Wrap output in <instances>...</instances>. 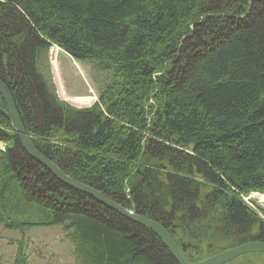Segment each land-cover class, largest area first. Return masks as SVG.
I'll return each mask as SVG.
<instances>
[{
    "label": "trees",
    "instance_id": "16d2710c",
    "mask_svg": "<svg viewBox=\"0 0 264 264\" xmlns=\"http://www.w3.org/2000/svg\"><path fill=\"white\" fill-rule=\"evenodd\" d=\"M52 46L104 75L93 106L58 97ZM0 78L48 159L161 223L187 260L264 242V208L244 200L264 194V0H0ZM0 144L5 229L60 227L77 264H178L33 160L2 112ZM250 255L227 264H264Z\"/></svg>",
    "mask_w": 264,
    "mask_h": 264
},
{
    "label": "rangeland",
    "instance_id": "374dc122",
    "mask_svg": "<svg viewBox=\"0 0 264 264\" xmlns=\"http://www.w3.org/2000/svg\"><path fill=\"white\" fill-rule=\"evenodd\" d=\"M45 63L61 100L76 108L91 107L98 102L100 78L104 75L91 63L74 60L57 46L49 49ZM244 200L252 208H264V194L251 193ZM73 251V245L60 227L19 232L0 225V264H17L18 253L21 264H77ZM245 259L264 261L261 255H250Z\"/></svg>",
    "mask_w": 264,
    "mask_h": 264
},
{
    "label": "water",
    "instance_id": "95a60500",
    "mask_svg": "<svg viewBox=\"0 0 264 264\" xmlns=\"http://www.w3.org/2000/svg\"><path fill=\"white\" fill-rule=\"evenodd\" d=\"M0 94L2 95L7 108H0V112L4 113L9 119L11 125L14 127L17 139L24 151L42 167H44L49 173H51L57 180L63 183L65 186L87 194L89 197L95 199L103 206L119 213L125 218L152 230L161 242L168 249L170 254L176 259L178 264H227L232 260L248 253H264V242L262 241H250L242 245L230 248L213 256H210L201 261H189L183 254L186 248L183 246L180 248L175 242L169 231L158 221L149 219L142 215H139L134 210H130L110 198L104 195L102 192L95 190L94 188L85 185L69 175H67L62 169L48 159L34 144L31 137L26 133L24 124L21 120V116L18 112L16 101L12 96L7 84L0 78Z\"/></svg>",
    "mask_w": 264,
    "mask_h": 264
}]
</instances>
